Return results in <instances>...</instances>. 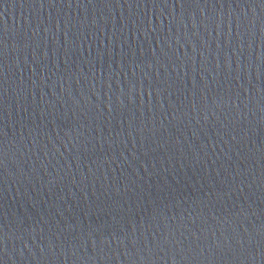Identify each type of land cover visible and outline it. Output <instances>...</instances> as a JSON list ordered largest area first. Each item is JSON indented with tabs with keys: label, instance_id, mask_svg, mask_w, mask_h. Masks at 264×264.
I'll list each match as a JSON object with an SVG mask.
<instances>
[{
	"label": "water",
	"instance_id": "obj_1",
	"mask_svg": "<svg viewBox=\"0 0 264 264\" xmlns=\"http://www.w3.org/2000/svg\"><path fill=\"white\" fill-rule=\"evenodd\" d=\"M0 264H264V0H0Z\"/></svg>",
	"mask_w": 264,
	"mask_h": 264
}]
</instances>
